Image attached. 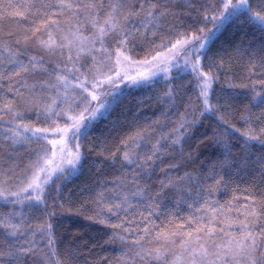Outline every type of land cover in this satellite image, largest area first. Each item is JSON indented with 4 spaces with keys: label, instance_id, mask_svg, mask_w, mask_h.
Listing matches in <instances>:
<instances>
[{
    "label": "snow or ice",
    "instance_id": "snow-or-ice-1",
    "mask_svg": "<svg viewBox=\"0 0 264 264\" xmlns=\"http://www.w3.org/2000/svg\"><path fill=\"white\" fill-rule=\"evenodd\" d=\"M241 15L264 32V0L255 6L253 0H0V22L16 24L7 32L0 27V149L7 146L10 162L5 167L0 155V201L11 206L0 212V264H72L78 259L75 249L63 261L58 258L52 222L58 213L49 209L71 210L64 208L62 185L56 181L82 173L88 157L80 142L111 121L124 96L120 85L142 87L161 74L167 81L173 68H181L180 57L183 68L191 69L195 100L190 97L179 111L169 85L160 98L168 110L153 124L137 125L119 138L116 151L105 158L114 179L86 189L93 193L86 201L93 207L85 219L113 230L106 243L121 244L120 255L101 257L98 264H264V79L251 81L249 103L239 115L242 130L233 123L231 97L223 104L210 99L218 79L213 66L208 72L202 68L210 46ZM209 22L211 28H196ZM165 28L174 42L152 41L151 59L134 61L126 54ZM166 47L167 52L159 50ZM248 52L249 73L259 67L264 77V45ZM124 64L146 70L129 75L120 70ZM31 115L35 121L25 123ZM59 120L65 121L63 127ZM205 120L211 130L201 132ZM118 123L112 121L114 130ZM50 132L59 139H49ZM24 145L36 147H29V162L18 174L13 161L19 154L13 153ZM208 148L217 156L210 166L201 161L179 175ZM158 169L165 179L153 192ZM233 169L250 177L251 191L245 189L243 199L221 202L218 194L230 186ZM172 170L176 175H170ZM165 188L180 193L177 204L194 209L178 225L151 219L167 195H162ZM130 213L139 220H129Z\"/></svg>",
    "mask_w": 264,
    "mask_h": 264
},
{
    "label": "trees",
    "instance_id": "trees-1",
    "mask_svg": "<svg viewBox=\"0 0 264 264\" xmlns=\"http://www.w3.org/2000/svg\"><path fill=\"white\" fill-rule=\"evenodd\" d=\"M254 6L256 0H253ZM222 7V5H220ZM211 15V14H210ZM187 20V18H186ZM0 27L5 32L16 28L15 23L9 22L5 19L0 22ZM211 28V23L198 24L196 28ZM183 30V29H181ZM167 28L155 37H149L148 41L141 42L134 51L126 53L134 61H141L145 58L151 59V56L147 54L154 47L152 41H155V45H159L162 40L174 42V38L167 36ZM197 35L199 33L197 32ZM237 45L243 47L238 51ZM264 45V32L258 30V26L253 23L247 22L246 15H241L239 19L230 22L227 29L223 34L210 46V51H207L206 56L202 58L203 71L208 72L209 65L213 66L215 75L218 77L216 82L212 85L210 91V99L213 103H216L217 99L221 104L224 103V98L229 96L232 98V107L235 110L236 119L233 123L237 127L243 130V123L239 120L240 112L243 111L244 105L249 103L252 88L251 81L264 79L260 76L262 71L259 67L253 69V73H249V49H260ZM167 47H170L168 43ZM167 47L159 49L162 52H167ZM33 54L37 53L35 50L30 49ZM151 55H155L152 51ZM47 58V57H46ZM259 57H257L258 59ZM181 64L180 69L173 68L171 71V77L169 80H165L163 75H159L155 80L142 87H126V82L121 84L120 87L124 91L122 102L113 110L111 114V121H105L100 123L90 133L89 137L82 140L81 152L88 157L85 161V166L82 173L73 176L71 179L64 181L58 180L56 183L62 185L61 189V202L64 203V208L71 211L60 212L57 207L49 210L57 211L58 215L53 219L54 232L53 238L56 249L58 251V258L63 261L64 256L69 250H77L78 259L72 262V264H98L101 257L113 258L120 255L121 244L119 240L113 243H106L109 236L112 235L113 230L98 223L91 222L85 219V216L91 215V209L93 206L88 201L89 196L93 193L86 191L89 188H96L97 181H111L114 179L116 173L110 166V161H106L105 158L109 157L112 152L116 151V145L119 144V138L125 137L137 128V125L153 124L161 112L168 110V105L161 102V97L164 96L165 91L169 85L173 86V90L176 93V102L179 111H183L185 105L188 104L189 98L195 100L198 95V90L193 83V77L191 69L183 68V58H178ZM136 64H129V68L125 69L129 75H136L138 72L145 71L143 67L134 66ZM122 68V67H121ZM120 70L123 72L124 70ZM114 75V73H113ZM7 82H5L6 84ZM237 85V87H229V85ZM247 84L248 87H238V85ZM257 91L261 90V85H255ZM95 106V104L93 105ZM253 111L259 114V108L253 109ZM178 119V117H174ZM5 119H8L6 116ZM35 116L31 115L30 119H26L25 123H33ZM119 120L115 130L113 129L112 121ZM58 123L61 127L64 126L65 121L59 120ZM36 127L46 126L43 123H35ZM172 125H169L171 127ZM205 128L211 130L210 121L205 120L200 131H204ZM51 132L49 133V139L51 138ZM53 135V134H52ZM235 135H239L235 133ZM29 147H36V145H24L22 148L17 147L16 153L13 156L19 154V159L15 160L18 165L17 173L19 174L24 170L28 164V158L30 153ZM50 147V146H49ZM238 148V146H237ZM98 153H100L98 155ZM9 150L5 145L0 149V155L3 156L5 161V167L10 163L8 161ZM119 156V153L117 154ZM34 158V157H33ZM217 159L216 153L212 148L203 150V154L200 156V160L197 161L195 166L188 165L185 168L179 170V175H183L185 171H192L193 167H198L201 161H206L207 165H211L214 160ZM167 163V158L166 161ZM170 175H176V170H172ZM165 179L163 173L157 170V173L152 178L153 192L159 190V181ZM230 186L218 194V198L221 202H226L233 196H238L243 199L246 194L245 189L251 191L252 185L250 183V177L246 173H240L237 175V170H232V179L229 182ZM111 186V185H109ZM12 191H16V186H11ZM54 192V186H53ZM167 194L163 199L161 206L158 209L153 210L151 219L157 224H167L168 221H173L175 224H179L186 220L189 215L194 212V209H188L187 203L181 202L177 204V200L180 199V193L176 189L165 188L162 195ZM191 202V201H188ZM135 203V201H133ZM49 204L52 201L49 199ZM10 205L3 206V201H0V212H6ZM78 213H82L78 215ZM147 214V213H145ZM129 220L138 221L139 215L128 216ZM114 222L115 219H114ZM125 227L134 228L135 223H125ZM123 234V233H121ZM47 244L46 240L40 241V247L45 248Z\"/></svg>",
    "mask_w": 264,
    "mask_h": 264
},
{
    "label": "rangeland",
    "instance_id": "rangeland-1",
    "mask_svg": "<svg viewBox=\"0 0 264 264\" xmlns=\"http://www.w3.org/2000/svg\"><path fill=\"white\" fill-rule=\"evenodd\" d=\"M134 66H137V65H134ZM138 67V66H137ZM127 68H129V64H124L123 66H122V70H125V69H127ZM51 138H53V139H59V135H52L51 134ZM50 146V145H49ZM51 147V146H50Z\"/></svg>",
    "mask_w": 264,
    "mask_h": 264
}]
</instances>
